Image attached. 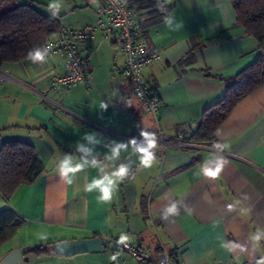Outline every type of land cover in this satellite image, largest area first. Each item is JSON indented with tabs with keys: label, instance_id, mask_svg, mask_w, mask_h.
I'll return each instance as SVG.
<instances>
[{
	"label": "crops",
	"instance_id": "0c3cea01",
	"mask_svg": "<svg viewBox=\"0 0 264 264\" xmlns=\"http://www.w3.org/2000/svg\"><path fill=\"white\" fill-rule=\"evenodd\" d=\"M17 1L40 4L67 28L93 24L101 2ZM123 1L136 13L138 39L160 55L142 70L160 100L155 114L142 109L121 72L116 32L97 30L81 45L88 86L51 89L52 77L64 73L60 57L0 67V147L30 144L44 167L34 184L7 200L0 196V211L10 209L25 221L0 247V261L14 249L25 257L34 247L101 237L110 240L112 259L115 242L127 241L186 264H264V82L236 104L214 139L185 137L225 97L228 79L264 64V50L236 23L230 0ZM51 3L59 8L50 9ZM142 131L161 133L166 143L162 161L153 159L150 167L135 151ZM119 145L126 147L113 157ZM65 157L83 167L62 178L58 165ZM221 157L226 163L218 176H206L204 169L215 170ZM121 165L128 172L108 201L99 199L98 189H86ZM257 234L261 239L254 241ZM55 257L34 260H61Z\"/></svg>",
	"mask_w": 264,
	"mask_h": 264
},
{
	"label": "trees",
	"instance_id": "16d2710c",
	"mask_svg": "<svg viewBox=\"0 0 264 264\" xmlns=\"http://www.w3.org/2000/svg\"><path fill=\"white\" fill-rule=\"evenodd\" d=\"M236 23L246 35L253 37L264 50V0H230ZM40 4L0 0V67L17 64L27 59L36 48L45 49L47 41L59 30L58 18H50ZM163 14L159 19L165 17ZM264 82V64L256 62L235 77L228 79L226 95L202 119L193 133L185 135L192 141L214 139L216 129L225 121L232 109L244 98L257 91ZM44 173V167L34 148L22 141L4 142L0 147V196L7 200L21 186L34 184ZM25 224L10 209L0 211V247L12 240ZM54 244L34 247L25 252L36 258L51 255ZM156 253V252H155Z\"/></svg>",
	"mask_w": 264,
	"mask_h": 264
},
{
	"label": "built area",
	"instance_id": "2783aa9c",
	"mask_svg": "<svg viewBox=\"0 0 264 264\" xmlns=\"http://www.w3.org/2000/svg\"><path fill=\"white\" fill-rule=\"evenodd\" d=\"M96 19L93 24L80 28L60 27L45 46L46 57H60L64 73L52 77L51 89L58 87L70 90L78 85L88 86L90 78L87 71V58L82 55L81 45L92 40L95 31L101 30L106 35L116 32L120 54L124 60L121 70L129 81L134 97L141 103L142 109L155 114L159 109V97L145 81L142 70L160 60V55L149 49L145 41L138 39L140 25L133 8L123 0H101L95 9ZM0 71V79H2ZM157 147L153 150L154 159L162 161L164 153L163 135H156ZM143 140H137L142 142ZM186 264L178 261L176 255L167 251L155 253L150 249L133 245L127 241H116L113 259L109 264ZM229 264V263H224Z\"/></svg>",
	"mask_w": 264,
	"mask_h": 264
},
{
	"label": "clouds",
	"instance_id": "9594fccd",
	"mask_svg": "<svg viewBox=\"0 0 264 264\" xmlns=\"http://www.w3.org/2000/svg\"><path fill=\"white\" fill-rule=\"evenodd\" d=\"M50 9H56L59 8V5L56 3H51L49 5ZM55 14V13H54ZM166 22H169L166 21ZM47 55V50H41L40 48H36L28 53L27 59L31 60L33 63H43L45 61V57ZM106 107V106H105ZM141 136L143 137V141L140 145L136 146L135 151L139 154V160L140 164L144 167H150L151 163L154 159V152L153 150L157 147V140L156 136L153 133L142 131ZM89 140L92 139V137H87ZM133 145H136V141L133 140L131 142ZM125 145H119L116 149L113 150V157L119 156L120 149L125 148ZM216 148H226L227 145H221L217 143L215 145ZM71 158L65 157V159L58 165L60 170V175L62 178L68 177L69 173H76L81 170L83 165L77 164L75 167L71 166ZM226 161L221 157L217 165L215 167V170L205 168L204 174L209 177H216L221 172L222 168L224 167V164ZM128 172V166L127 165H121L119 166L112 174L105 175L100 179L94 180L91 184H88L86 186V189L88 191H91L93 189H98L101 193L99 199L101 201H108L111 198L112 190L115 187V184L118 180L122 179ZM68 183H72V180L69 179ZM169 212L175 211V206L173 205L171 208L168 209ZM254 241H259L261 239V235L257 234L252 237Z\"/></svg>",
	"mask_w": 264,
	"mask_h": 264
},
{
	"label": "water",
	"instance_id": "95a60500",
	"mask_svg": "<svg viewBox=\"0 0 264 264\" xmlns=\"http://www.w3.org/2000/svg\"><path fill=\"white\" fill-rule=\"evenodd\" d=\"M109 242L110 240L102 239L101 237L62 241L53 245L51 254L72 257L80 254L100 253L104 251ZM34 259V255L22 257L21 252L18 249H14L0 261V264H21L23 262L34 261Z\"/></svg>",
	"mask_w": 264,
	"mask_h": 264
},
{
	"label": "rangeland",
	"instance_id": "374dc122",
	"mask_svg": "<svg viewBox=\"0 0 264 264\" xmlns=\"http://www.w3.org/2000/svg\"><path fill=\"white\" fill-rule=\"evenodd\" d=\"M53 2L57 0H52ZM43 12L47 15H51V12L49 10H43ZM111 249L112 244L109 243L107 249L105 252H100L96 254H80L72 257H64V256H56L55 259H61V260H55L53 264H109L112 260L111 256ZM44 256H41L39 258H43ZM23 264H37L36 261H28ZM38 264H42L41 262Z\"/></svg>",
	"mask_w": 264,
	"mask_h": 264
}]
</instances>
